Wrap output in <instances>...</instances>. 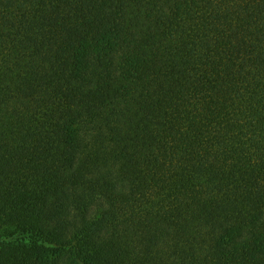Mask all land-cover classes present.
<instances>
[{
  "label": "trees",
  "instance_id": "obj_1",
  "mask_svg": "<svg viewBox=\"0 0 264 264\" xmlns=\"http://www.w3.org/2000/svg\"><path fill=\"white\" fill-rule=\"evenodd\" d=\"M0 264H264V0H0Z\"/></svg>",
  "mask_w": 264,
  "mask_h": 264
}]
</instances>
